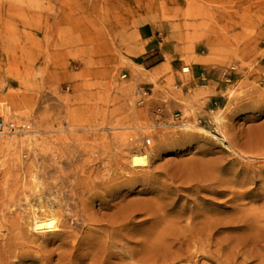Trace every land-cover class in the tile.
I'll return each instance as SVG.
<instances>
[{"label":"rangeland","instance_id":"rangeland-1","mask_svg":"<svg viewBox=\"0 0 264 264\" xmlns=\"http://www.w3.org/2000/svg\"><path fill=\"white\" fill-rule=\"evenodd\" d=\"M13 3L0 0V16L7 14L9 26L32 31L37 39L11 43L0 37V102L28 120L31 140L43 142L18 158L15 148L0 149V251L22 248L16 224L31 223V211L51 202L59 223L69 222L76 203L79 216L95 220L85 230L114 233L119 248L133 251L166 245L162 234L185 207L187 214L199 211L228 222L213 239H227L220 256L200 255L199 264L226 263L230 251L236 263L259 264L260 250L248 232L228 221L236 215L234 204L202 185L219 175L231 179L232 170L263 160L254 158L261 147L254 139L264 138V0H43L27 25L15 8L8 13ZM241 9L250 10L258 26L244 40ZM144 27L163 41L158 72L140 48ZM248 42L259 43L252 56L243 52ZM200 65L208 76L199 83L209 86H196L192 106L190 76ZM211 96L218 101L205 112ZM172 101H181L182 109H172ZM217 113L230 142L215 130ZM134 153H144L146 162L131 164ZM244 175L243 170L238 178ZM115 181L112 189L103 185ZM252 203L246 199L240 208L248 211L263 201ZM41 240L30 248L37 250ZM61 243L57 238L43 245L52 248V264H64L58 253L67 247L59 249Z\"/></svg>","mask_w":264,"mask_h":264},{"label":"bare ground","instance_id":"bare-ground-1","mask_svg":"<svg viewBox=\"0 0 264 264\" xmlns=\"http://www.w3.org/2000/svg\"><path fill=\"white\" fill-rule=\"evenodd\" d=\"M12 1H14V3L8 13H12L15 8L16 16L23 14L21 17L23 21H20L22 24L27 25L32 16L37 15L38 17V14L32 13V8H35L38 3L41 4L40 1L43 0ZM5 6L6 5L4 4L1 11L6 8ZM239 6L241 8L243 5L240 4ZM248 9H241V12L246 14L244 18L241 19V24L246 28L245 33L240 37L241 40H244L254 34L258 27L253 17L249 16L252 14H250V10ZM236 10L238 11L237 8ZM234 14L240 13L234 12ZM5 15L6 16H0L1 40L5 39L7 42L13 43V41H33L37 39L36 35L32 31H20L18 28L19 26L17 29L9 26L13 24V22L9 21L10 18L7 17V14ZM260 54H262V52ZM180 116L181 115L178 114V117H176L179 118ZM23 122L26 124L27 129L19 133V137H14V134H6L12 135L13 137L3 141L0 140V149H17V158L21 152L26 153L30 145L37 147L41 146V143L43 142V140L40 141L38 139L31 140L29 136L33 131L30 129L28 120L23 118ZM214 122L215 130L222 136L223 141L230 142L223 129L224 119L220 114H215ZM198 128L206 134H211L210 130L206 127L200 126ZM254 140L255 143L260 144L257 145V147L261 146L256 149L257 152L255 151L256 156L254 157L255 159L259 157L260 159H263L257 161L258 164L261 165H255V162L250 164L246 163L247 165L243 167L240 166L241 169L236 168L229 172L232 174L231 179L226 180L219 175L215 176L210 184L208 183L202 186L209 190L213 196H228L224 203L231 201L232 204H234L232 209H234V212L236 213V215L228 221H231V223L241 224L240 227L242 226V230H246L248 232V236L250 237H247L252 241V246L254 248L258 247L260 250V252H257L258 254H255V256L258 257L260 261L259 264H264V138L258 137L257 140ZM150 143L151 140L146 139V144ZM233 149L235 153L238 151L242 157L246 154V151H239L234 146ZM146 158L147 156L144 153H134L130 157V163L133 165L144 164L146 162ZM243 170L246 172V175L239 179L238 175ZM117 180H119V178H117ZM261 180L262 184L259 186L260 189L255 191L256 184ZM247 183H251L254 186L251 188H240ZM118 184V181L113 183H103V185L108 188L111 186L110 189H112V187L114 188V186H117ZM195 189L198 190L197 188ZM246 199L253 201L252 204L257 201H263V204L245 211L240 208V205H243ZM54 206L55 205L51 202L46 208L41 207L39 211H31V223L26 222L16 224L19 229L18 232L21 235L23 247L16 249L9 246L7 250H1L0 264H14L15 260L21 264L27 260H40L42 261V264H52V248L46 249L43 245H52V239L57 238H61L62 241L60 246H58L59 249L65 246L67 247V249L58 253V259L64 262V264H115L114 259L116 258H119L122 261L127 259L129 260V262L125 261L123 264H180V261L182 260L188 261L189 264H199L200 255L208 258L216 255L220 256V252L223 249V243L227 241L224 237H222L223 239L216 240L215 242L213 241L217 232H219L220 227L228 223L226 220L213 219L205 215L199 216V214H201L199 211H192L187 214L185 207H183L176 212L175 221H171L169 225L170 230L162 234L165 242H167L166 245H164L165 243L163 242L160 244L157 242V244L153 247L143 246L138 251H133L125 246L119 248V245L116 244V241L113 239L114 233L106 236L100 235L94 231H87L89 228L85 230V226L89 225L88 220L90 222L95 220L93 218L87 220L79 216L76 203H74L70 208L68 218L70 223L66 221L59 223L56 219L57 212L55 211ZM73 210H75V212ZM250 214L253 219H251ZM108 222L111 227H115L117 221L116 219H112ZM73 224H75V226H73ZM78 227H80V229L75 230V228ZM61 229H63V231L60 232L59 230ZM256 238L260 239L256 240ZM38 239L42 240L37 245V250L30 248L33 247V245H36ZM238 242L240 243V241ZM85 244H87V246H83ZM176 244H180V246L175 248L174 246ZM212 244L215 245L217 253L213 250L214 245ZM237 247L238 244L234 245L232 248H235V251ZM232 253L233 251H230L225 255L226 263L223 264H239L236 263L234 258L230 259L228 257V255H231ZM240 264H245V262L243 261Z\"/></svg>","mask_w":264,"mask_h":264},{"label":"crops","instance_id":"crops-1","mask_svg":"<svg viewBox=\"0 0 264 264\" xmlns=\"http://www.w3.org/2000/svg\"><path fill=\"white\" fill-rule=\"evenodd\" d=\"M139 44H140V48L142 50V53L144 55V59L145 62L147 63H152L156 62V58L158 56H161L163 53V41H161L159 39V36L156 35L155 30H152L148 27H144L141 30H139ZM258 42H248L247 44L244 45V55L246 54H250V56H252L251 54H253L257 48H258ZM162 62H156L151 69H156V72L159 71L160 68H158L161 65ZM190 69V68H188ZM202 66H198V70L195 72V74H192V76H190V96L188 97V100L191 101L192 106H196L197 105V100H193V94L194 91L196 89V86L198 87H208L209 84L208 83H202L200 84L199 82L202 80H206L207 78V73L203 72L202 70ZM199 93H202V90H199ZM187 95L186 91H182V94L180 97L185 98ZM218 98L216 96H211L209 97V100L205 103L206 107H205V112H207V108L209 106V104L215 102L217 103ZM182 102L181 101H172L171 102V108L172 109H176V110H181L182 109Z\"/></svg>","mask_w":264,"mask_h":264},{"label":"built area","instance_id":"built-area-1","mask_svg":"<svg viewBox=\"0 0 264 264\" xmlns=\"http://www.w3.org/2000/svg\"><path fill=\"white\" fill-rule=\"evenodd\" d=\"M175 116L178 117V114ZM26 129L27 126L23 122V118L13 112L8 105L0 102V135L19 134Z\"/></svg>","mask_w":264,"mask_h":264}]
</instances>
